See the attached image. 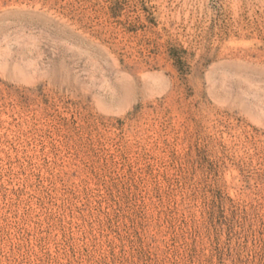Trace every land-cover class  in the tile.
I'll return each mask as SVG.
<instances>
[{
    "label": "rangeland",
    "instance_id": "rangeland-1",
    "mask_svg": "<svg viewBox=\"0 0 264 264\" xmlns=\"http://www.w3.org/2000/svg\"><path fill=\"white\" fill-rule=\"evenodd\" d=\"M0 264H264V0H0Z\"/></svg>",
    "mask_w": 264,
    "mask_h": 264
},
{
    "label": "trees",
    "instance_id": "trees-1",
    "mask_svg": "<svg viewBox=\"0 0 264 264\" xmlns=\"http://www.w3.org/2000/svg\"><path fill=\"white\" fill-rule=\"evenodd\" d=\"M116 11V9H115ZM115 15V12H113V17ZM171 58L174 60V63L176 65V67L178 68V70L181 72L182 75L187 74V69L185 70L184 68L186 67L182 56H179L177 54H172Z\"/></svg>",
    "mask_w": 264,
    "mask_h": 264
}]
</instances>
